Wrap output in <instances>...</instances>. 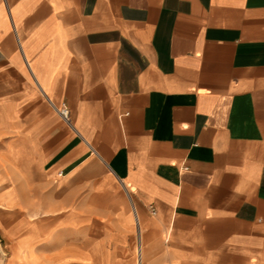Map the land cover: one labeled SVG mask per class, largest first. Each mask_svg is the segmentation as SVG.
<instances>
[{
  "label": "crops",
  "instance_id": "obj_1",
  "mask_svg": "<svg viewBox=\"0 0 264 264\" xmlns=\"http://www.w3.org/2000/svg\"><path fill=\"white\" fill-rule=\"evenodd\" d=\"M93 224L104 259L264 264V0H0V264Z\"/></svg>",
  "mask_w": 264,
  "mask_h": 264
},
{
  "label": "rangeland",
  "instance_id": "obj_2",
  "mask_svg": "<svg viewBox=\"0 0 264 264\" xmlns=\"http://www.w3.org/2000/svg\"><path fill=\"white\" fill-rule=\"evenodd\" d=\"M106 229L101 228L93 224L88 228V243H87V250H88V257L83 259H77L76 262H73V264H140L138 261V254H139V248L137 245V241L134 245H132V249H129L128 243L122 244L123 247L120 248L114 255L112 259H104L100 256V252H98L96 246L97 236L100 235V233L104 232L105 234ZM112 244L105 243V247H111ZM52 260L50 259V262ZM39 263L42 264H49V259H40L38 260Z\"/></svg>",
  "mask_w": 264,
  "mask_h": 264
},
{
  "label": "built area",
  "instance_id": "obj_3",
  "mask_svg": "<svg viewBox=\"0 0 264 264\" xmlns=\"http://www.w3.org/2000/svg\"><path fill=\"white\" fill-rule=\"evenodd\" d=\"M60 113L62 115V117L67 121V122H71V118H70V112L66 107H63L60 109ZM153 212H155V210L153 209Z\"/></svg>",
  "mask_w": 264,
  "mask_h": 264
},
{
  "label": "bare ground",
  "instance_id": "obj_4",
  "mask_svg": "<svg viewBox=\"0 0 264 264\" xmlns=\"http://www.w3.org/2000/svg\"><path fill=\"white\" fill-rule=\"evenodd\" d=\"M140 261V260H139Z\"/></svg>",
  "mask_w": 264,
  "mask_h": 264
}]
</instances>
